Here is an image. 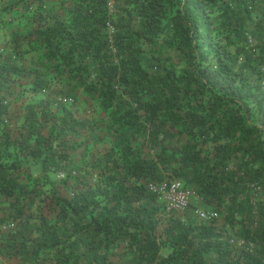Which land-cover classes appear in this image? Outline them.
Here are the masks:
<instances>
[{
	"label": "trees",
	"instance_id": "trees-1",
	"mask_svg": "<svg viewBox=\"0 0 264 264\" xmlns=\"http://www.w3.org/2000/svg\"><path fill=\"white\" fill-rule=\"evenodd\" d=\"M1 10L20 30L0 53V264H264V0ZM45 91L90 111L23 101ZM172 181L223 222L160 228L148 185Z\"/></svg>",
	"mask_w": 264,
	"mask_h": 264
},
{
	"label": "rangeland",
	"instance_id": "rangeland-1",
	"mask_svg": "<svg viewBox=\"0 0 264 264\" xmlns=\"http://www.w3.org/2000/svg\"><path fill=\"white\" fill-rule=\"evenodd\" d=\"M17 1L18 0H0V53H3L4 51L7 50L6 38H8L7 36L9 34V31L20 30L18 27V24L15 20V19H17L16 18L17 12H13L11 14H10V12L4 13V12H2L1 8L6 6V5H12L13 3H15ZM113 4L114 3H112V5ZM26 95L22 96L23 101L26 100V102H28V101L34 102L36 99H40V98L45 99L46 98V99L50 100L51 103L53 102V105H55V103L58 102L59 100L64 102L63 99H66V101H68V102H75L76 101L78 106L80 107L81 111H86L87 113H89V111H90V108L87 107L86 105H83L82 100L78 96L69 97V96H62V95H58V94L55 95L54 93L51 95L48 91H45L43 93L29 92ZM53 105H51V106L53 107ZM23 115H24L23 106L14 107L11 115L8 117V122H9L10 128H14L16 122L20 124L22 122L21 117ZM108 140L109 139L107 137L104 138V141L99 143L98 146L93 149L94 152L97 151V149H99V151H100L101 146L105 148L104 145H107ZM91 153H92V150H90L89 154H88L89 155V161L91 160V155H90ZM88 165H90V164H88ZM85 169H87V172L84 173V175L87 177V179L89 181H93L96 178V174H95L96 171L93 170L90 166L85 167ZM159 204H160L159 216L161 219L160 228H162L165 225L166 221L172 216L182 217V218H192L193 216L196 217V215L198 214L197 211L206 210V207L203 205V203L201 201L195 199V198H193L191 200V202L187 208H185L184 210H181V211H175V210H171V209L167 208V206L165 205L166 203L163 200H159ZM217 219H218L217 220L218 224H221L223 222V216L221 213H219ZM111 252L117 253V250L112 249ZM110 255H112V254H110ZM1 262L2 263L4 262L3 257H1ZM131 263H132L131 255H128V254L125 255L124 257H122V259L120 260V264H131Z\"/></svg>",
	"mask_w": 264,
	"mask_h": 264
},
{
	"label": "built area",
	"instance_id": "built-area-1",
	"mask_svg": "<svg viewBox=\"0 0 264 264\" xmlns=\"http://www.w3.org/2000/svg\"><path fill=\"white\" fill-rule=\"evenodd\" d=\"M66 102V99H63ZM149 189L156 192L159 200H163L167 208L175 211H181L187 208L193 198L197 199L195 191L192 188L182 187L178 181H172L168 188L164 186L154 187L148 185ZM198 218L202 221H209L218 218L217 213L211 210L197 211ZM0 263L1 256H0Z\"/></svg>",
	"mask_w": 264,
	"mask_h": 264
},
{
	"label": "crops",
	"instance_id": "crops-1",
	"mask_svg": "<svg viewBox=\"0 0 264 264\" xmlns=\"http://www.w3.org/2000/svg\"><path fill=\"white\" fill-rule=\"evenodd\" d=\"M21 119H22V122L19 124V123H15V127L16 126H20L22 123H23V116L21 117ZM60 190H62V189H60ZM62 193H64V192H62ZM198 200V199H197ZM115 249V248H114ZM116 250V249H115ZM46 264H55L53 261L52 262H47Z\"/></svg>",
	"mask_w": 264,
	"mask_h": 264
}]
</instances>
